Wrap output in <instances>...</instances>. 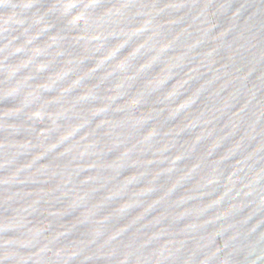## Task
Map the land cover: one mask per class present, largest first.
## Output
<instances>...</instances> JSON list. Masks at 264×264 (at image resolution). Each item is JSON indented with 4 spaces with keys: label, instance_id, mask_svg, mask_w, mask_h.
Here are the masks:
<instances>
[{
    "label": "water",
    "instance_id": "water-1",
    "mask_svg": "<svg viewBox=\"0 0 264 264\" xmlns=\"http://www.w3.org/2000/svg\"><path fill=\"white\" fill-rule=\"evenodd\" d=\"M0 264H264V0L0 6Z\"/></svg>",
    "mask_w": 264,
    "mask_h": 264
},
{
    "label": "clouds",
    "instance_id": "clouds-1",
    "mask_svg": "<svg viewBox=\"0 0 264 264\" xmlns=\"http://www.w3.org/2000/svg\"><path fill=\"white\" fill-rule=\"evenodd\" d=\"M0 6H7V0H0ZM63 7V5H60ZM83 5H79V7H82Z\"/></svg>",
    "mask_w": 264,
    "mask_h": 264
}]
</instances>
